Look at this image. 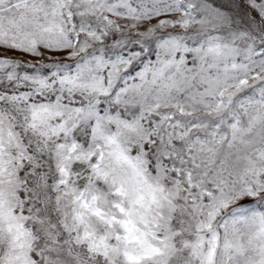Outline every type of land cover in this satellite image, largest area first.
I'll return each instance as SVG.
<instances>
[{"label": "snow or ice", "instance_id": "obj_1", "mask_svg": "<svg viewBox=\"0 0 264 264\" xmlns=\"http://www.w3.org/2000/svg\"><path fill=\"white\" fill-rule=\"evenodd\" d=\"M0 264H264V0H0Z\"/></svg>", "mask_w": 264, "mask_h": 264}]
</instances>
